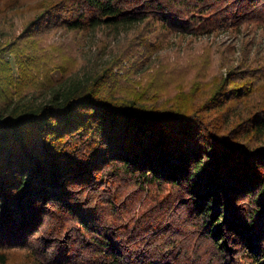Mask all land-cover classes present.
I'll return each mask as SVG.
<instances>
[{
    "label": "trees",
    "instance_id": "obj_1",
    "mask_svg": "<svg viewBox=\"0 0 264 264\" xmlns=\"http://www.w3.org/2000/svg\"><path fill=\"white\" fill-rule=\"evenodd\" d=\"M42 5L36 20L69 31L264 28V0ZM97 67L43 100L0 98V264H264V84L221 77L160 100Z\"/></svg>",
    "mask_w": 264,
    "mask_h": 264
},
{
    "label": "rangeland",
    "instance_id": "obj_2",
    "mask_svg": "<svg viewBox=\"0 0 264 264\" xmlns=\"http://www.w3.org/2000/svg\"><path fill=\"white\" fill-rule=\"evenodd\" d=\"M1 1V100L23 94L43 100L53 85L97 65L110 66L104 77L114 80L108 82L111 87L145 92V98L160 100L170 99L180 89L208 88L221 77L234 78V86L249 82L254 90L264 84L258 83L264 68V28L237 31L223 27L195 36L167 32L152 24L120 31H69L56 20H36L45 0H20L18 5L15 0ZM111 58L116 61L106 65ZM7 74L14 77L11 84L5 79ZM152 196L153 191L134 195L136 219Z\"/></svg>",
    "mask_w": 264,
    "mask_h": 264
}]
</instances>
